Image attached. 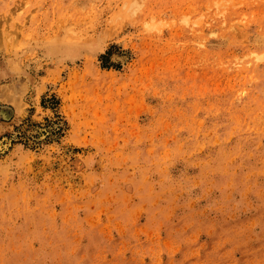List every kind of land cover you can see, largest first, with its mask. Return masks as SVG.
I'll use <instances>...</instances> for the list:
<instances>
[{"label":"rangeland","instance_id":"rangeland-1","mask_svg":"<svg viewBox=\"0 0 264 264\" xmlns=\"http://www.w3.org/2000/svg\"><path fill=\"white\" fill-rule=\"evenodd\" d=\"M0 264H264V0H0Z\"/></svg>","mask_w":264,"mask_h":264},{"label":"bare ground","instance_id":"bare-ground-1","mask_svg":"<svg viewBox=\"0 0 264 264\" xmlns=\"http://www.w3.org/2000/svg\"><path fill=\"white\" fill-rule=\"evenodd\" d=\"M0 146H1V143H0Z\"/></svg>","mask_w":264,"mask_h":264}]
</instances>
